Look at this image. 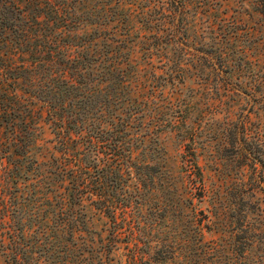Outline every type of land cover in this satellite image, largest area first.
I'll use <instances>...</instances> for the list:
<instances>
[{"label": "trees", "instance_id": "trees-1", "mask_svg": "<svg viewBox=\"0 0 264 264\" xmlns=\"http://www.w3.org/2000/svg\"><path fill=\"white\" fill-rule=\"evenodd\" d=\"M187 4L0 0V264H162L165 241L157 239L150 252L151 239L132 213L171 175L150 143L176 125L162 119V86L190 76L179 65L171 69L188 54L178 39ZM165 42L176 57L167 56ZM192 76L205 78L197 70ZM250 79L264 89V73ZM257 100L258 126L246 117L226 130L235 153L253 167L264 164L257 138L264 92ZM196 157L192 148L183 152L178 170L190 204L208 193ZM104 216L107 233L95 226ZM196 233L197 255L224 264L215 254L220 245ZM230 236L225 264H264V235L253 223Z\"/></svg>", "mask_w": 264, "mask_h": 264}, {"label": "rangeland", "instance_id": "rangeland-1", "mask_svg": "<svg viewBox=\"0 0 264 264\" xmlns=\"http://www.w3.org/2000/svg\"><path fill=\"white\" fill-rule=\"evenodd\" d=\"M187 6L185 34L178 39L188 54L181 56L180 64L171 63V69L179 65L190 76L183 85L162 86V119H172L176 125L163 127L157 142L150 143L156 148L155 157L162 155L171 175L158 181L132 216L144 237L151 239L150 252L159 247L157 239L165 241L162 264L215 263L216 257L197 255L202 248L197 231L204 242L214 240L220 245L215 254L225 264L233 247L230 235L239 233L244 221L253 223L264 235V164L244 165L243 156L235 153L226 137V130H234L246 117L254 122L252 127L258 126L256 121L263 114L260 102L254 99L264 89L252 85L250 74L264 73V0H188ZM167 21L171 22L170 18ZM164 45L167 56L176 57L169 42ZM158 60L154 55L151 63L158 67ZM196 70L205 75L204 80L192 76ZM42 132L51 146L53 135L47 125ZM263 133L261 130L257 137L262 155ZM189 148L197 155L208 189L201 201L194 199L192 204L184 202L186 195L178 176L181 154ZM157 205L162 207L159 211ZM109 225L105 216L95 224L105 233Z\"/></svg>", "mask_w": 264, "mask_h": 264}]
</instances>
